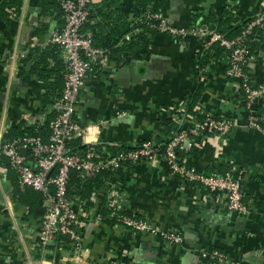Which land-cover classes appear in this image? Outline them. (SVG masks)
<instances>
[{
    "label": "crops",
    "instance_id": "crops-1",
    "mask_svg": "<svg viewBox=\"0 0 264 264\" xmlns=\"http://www.w3.org/2000/svg\"><path fill=\"white\" fill-rule=\"evenodd\" d=\"M22 1L20 16L0 39V132L6 139L21 122L37 127L45 122L41 104L46 88L32 72V61L23 59L31 48L47 46L50 28L60 23L41 14L38 0ZM133 1L116 0L115 6L129 11ZM263 9L264 0H166L161 13L174 25L195 23L207 30L208 14L220 17L230 11V25L236 26ZM42 23L48 24L46 32ZM206 41L205 35L179 38L161 32L149 51L137 52L124 66L107 57L102 68L89 73L74 118L90 127L94 142L127 146L163 142L181 125L207 115L231 118L236 126L230 132L198 137L185 159L206 173L219 171L220 165L223 172L243 168L250 213L228 210L221 196L172 174L164 160H141L118 167L89 198L77 186L73 200L82 217L79 247L71 236H62L43 249L38 231L48 202L17 200V175L4 173L0 165V264H221L203 257V249L223 251L228 261L222 264H264V98L256 106L262 127L248 126L239 83L226 75V54ZM204 55L208 59L201 64ZM128 66L130 80L120 86L119 70ZM247 69L264 83V39ZM199 87L202 94L189 114L188 100ZM113 206L175 231L183 240L169 242L150 231L122 227L107 215Z\"/></svg>",
    "mask_w": 264,
    "mask_h": 264
},
{
    "label": "built area",
    "instance_id": "built-area-1",
    "mask_svg": "<svg viewBox=\"0 0 264 264\" xmlns=\"http://www.w3.org/2000/svg\"><path fill=\"white\" fill-rule=\"evenodd\" d=\"M63 12L64 24L50 29L49 43L60 49L65 64L64 88L61 97L53 104L56 113L50 122L48 138L40 134L5 138L0 132V165L4 173L14 171L21 191L32 188L43 195L48 202L39 225V243L43 249L58 243L63 236H71L79 247L77 229L81 224V214L75 209L73 195L68 193L71 170L80 172L85 178H92L102 170L114 171L121 165L135 164L141 160H164L172 174L202 186L221 196L228 210L247 215L250 205L244 200L243 176L245 170L233 167L225 172H201L186 162L183 153L191 152L198 137L208 133H228L236 122L231 118L207 115L181 125L163 142L146 140L129 150L113 152L109 144L97 147L90 127L81 126L74 113L82 88L86 85L89 73L100 69L107 62V51L94 45L92 33L84 32L88 21L89 4L93 0H56ZM147 18L157 24L151 26L171 36L187 38L192 35H205L207 46L218 43L225 48L226 75L239 83L240 104L247 113V125L261 128V117L256 109L257 100L264 98V83H258L245 71L252 53L251 43L264 39V9L249 21L235 37H228L216 26L207 30L198 24L174 25L161 12H148ZM129 38V35H127ZM27 53H21V57ZM241 102H244L242 104ZM80 137L83 143L92 141L84 153L75 151L69 143ZM22 149L25 150L23 154ZM6 164L2 163V159ZM110 217L120 226L134 232L150 231L169 242H181L183 237L175 231H165L153 226L146 218L113 206ZM202 255L217 263L228 261L226 254L219 249H203ZM234 264L233 262H230Z\"/></svg>",
    "mask_w": 264,
    "mask_h": 264
},
{
    "label": "trees",
    "instance_id": "trees-1",
    "mask_svg": "<svg viewBox=\"0 0 264 264\" xmlns=\"http://www.w3.org/2000/svg\"><path fill=\"white\" fill-rule=\"evenodd\" d=\"M115 1L100 0L98 2H91L89 4L90 12L88 21L84 24L83 31L87 32V30H91L94 45L104 48L107 51V57L121 67L127 64L129 58L133 57L137 52L146 53L149 51L159 31L156 27L151 26L154 23L157 24V22L155 20H149L147 14L149 11L161 12L166 0H134L129 11H125L123 5L121 7L115 6ZM22 2V0L0 1V39L3 34V29L5 30L11 26L13 21L20 16ZM37 4L42 9L41 14L43 16H55L60 21L59 27H62L64 24L63 12L56 0H38ZM230 13V11H225L220 17H216L214 14H208L206 23L207 25L216 26L220 31L225 32L228 37H235L240 34L243 27L251 19L240 22L236 26L230 25ZM197 19L198 15H195L194 20ZM41 26H43V32L48 30V24L42 23ZM127 35H129V38H127ZM258 43L260 41L251 43V53ZM211 48H215L220 53L225 52V48L221 47L218 43H213ZM207 59V56L204 55L200 63H204ZM28 60L32 61V72L43 82L46 88L41 104V111L46 114V119L39 127L21 122L19 125L12 127L10 133L12 138L40 134L46 139L50 133V122L56 116L52 106L61 97L64 88L65 64L60 49L51 43H48L43 48H31L27 56L23 59L25 62ZM246 70H248L247 67H245ZM249 76L252 77V75ZM201 94L202 87H199L188 100L186 107L187 113H194ZM241 103L244 104V102ZM104 144H96V146L101 147ZM69 145L79 153L86 152L90 147L89 144L83 143L80 137L72 140ZM137 145H140V143ZM109 147L112 148L113 152L133 148V146L117 145L114 143L109 144ZM189 153H183L182 156L186 157ZM1 162L6 164L4 158ZM222 166H219L220 172L224 170ZM9 172L14 171L10 170ZM113 173L114 171L102 170L95 177L85 179L80 175L79 171L71 170L68 193L73 195L75 188L81 186L85 193L83 195L88 197L87 195L99 189L105 183V180L110 179ZM14 196L17 200L24 201L28 204L30 203L31 205L35 201L37 202V199H43L42 193L32 188L21 191L18 183L14 191ZM89 203L90 201H88ZM125 213L131 214L128 211H125ZM107 215H110V211H107Z\"/></svg>",
    "mask_w": 264,
    "mask_h": 264
},
{
    "label": "water",
    "instance_id": "water-1",
    "mask_svg": "<svg viewBox=\"0 0 264 264\" xmlns=\"http://www.w3.org/2000/svg\"><path fill=\"white\" fill-rule=\"evenodd\" d=\"M119 71V79L118 82L120 86H125L127 82L130 80L129 72L131 71V67H122ZM23 154L25 153V150L22 149Z\"/></svg>",
    "mask_w": 264,
    "mask_h": 264
},
{
    "label": "rangeland",
    "instance_id": "rangeland-1",
    "mask_svg": "<svg viewBox=\"0 0 264 264\" xmlns=\"http://www.w3.org/2000/svg\"><path fill=\"white\" fill-rule=\"evenodd\" d=\"M51 29V28H50Z\"/></svg>",
    "mask_w": 264,
    "mask_h": 264
}]
</instances>
